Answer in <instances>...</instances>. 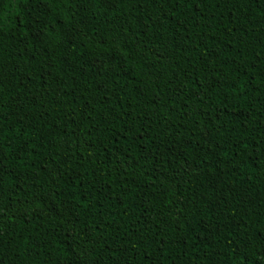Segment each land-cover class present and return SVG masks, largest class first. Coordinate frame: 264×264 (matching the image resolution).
Returning <instances> with one entry per match:
<instances>
[{
    "label": "trees",
    "instance_id": "1",
    "mask_svg": "<svg viewBox=\"0 0 264 264\" xmlns=\"http://www.w3.org/2000/svg\"><path fill=\"white\" fill-rule=\"evenodd\" d=\"M0 264H264V0H0Z\"/></svg>",
    "mask_w": 264,
    "mask_h": 264
}]
</instances>
